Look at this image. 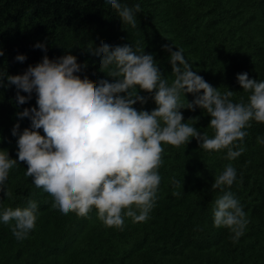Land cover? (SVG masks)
Segmentation results:
<instances>
[{"label": "trees", "instance_id": "trees-1", "mask_svg": "<svg viewBox=\"0 0 264 264\" xmlns=\"http://www.w3.org/2000/svg\"><path fill=\"white\" fill-rule=\"evenodd\" d=\"M121 2L141 3L135 28L123 24L103 0H0V71L22 74L45 55L34 45L47 42L50 59L70 51L77 66L85 65L83 78L95 85L107 73L89 61L86 50L102 42L130 43L154 53L171 81L169 54L161 47L170 44L183 49L193 70L221 93L234 91L231 99L236 102H247L249 96L237 83V73L264 80V0ZM18 54L27 59L16 61ZM15 91L14 85L0 87V149H7L13 159L16 113L36 105L33 94L17 106ZM186 98L193 99L191 94ZM134 106L149 111L156 107L151 98ZM182 112L185 120L196 118L187 122L201 132L214 134L205 110ZM29 126L28 118L20 120V131ZM247 133L245 151L231 161L226 150H205L196 139L180 146L163 144L156 206L145 222L126 217L122 231L104 226L94 208L87 216L53 210L50 198L26 175L27 164L18 162L7 180L9 195L0 192V209L33 199L38 205L36 226L17 240L11 226L0 223V264H264V144L257 140L264 136V123L252 121ZM229 163L237 169L231 191L250 220L237 242L227 228L213 224L214 202L222 193L211 185Z\"/></svg>", "mask_w": 264, "mask_h": 264}, {"label": "clouds", "instance_id": "clouds-1", "mask_svg": "<svg viewBox=\"0 0 264 264\" xmlns=\"http://www.w3.org/2000/svg\"><path fill=\"white\" fill-rule=\"evenodd\" d=\"M103 4L115 10L123 24L136 27L141 3L129 6L121 0H103ZM34 47L45 52L40 62L22 74L0 71V87L15 86L17 106L30 101L33 94L36 99L35 106L16 113L11 134L17 137V158L0 149V192L9 195L10 170L23 161L26 175L61 215L71 211L87 216L94 208L104 226L121 231L126 217L145 222L158 199L163 144L180 146L196 139L205 150H226V159L231 161L245 151L243 142L251 122L264 123V80L237 73V83L249 96L247 102H236L231 99L234 91L227 88L221 93L193 70L183 49L170 44L161 47L169 54L171 81L155 54L138 45L102 42L87 49L89 61L107 73L95 85L83 78L85 65L77 66L70 51L50 59L47 42ZM26 59L25 54L15 57L18 62ZM186 94L193 99L189 101ZM149 98L156 105L151 111L134 106L146 104ZM197 108L209 114L212 136L187 122L196 118L185 120L182 109ZM24 118L30 126L20 131ZM257 140L264 144V136ZM236 180L237 169L229 163L211 185L222 193L214 202L213 224L227 228L233 242L250 223L243 204L231 191ZM37 210L33 199L24 206L2 208L0 223L10 225L15 238L23 240L36 226Z\"/></svg>", "mask_w": 264, "mask_h": 264}]
</instances>
